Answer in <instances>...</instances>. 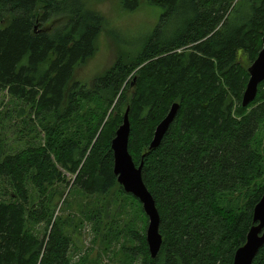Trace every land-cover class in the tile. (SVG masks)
Instances as JSON below:
<instances>
[{"label": "trees", "instance_id": "obj_1", "mask_svg": "<svg viewBox=\"0 0 264 264\" xmlns=\"http://www.w3.org/2000/svg\"><path fill=\"white\" fill-rule=\"evenodd\" d=\"M116 5L152 8L159 21L136 41L124 32L115 61L88 83L79 70L111 26L89 0H0V264H234L264 195V81L242 105L264 0ZM128 107L129 152L144 162L161 219L156 258L142 204L114 174L112 140ZM61 200L69 213L55 216ZM85 222L99 245L73 261ZM253 264H264V246Z\"/></svg>", "mask_w": 264, "mask_h": 264}, {"label": "water", "instance_id": "obj_2", "mask_svg": "<svg viewBox=\"0 0 264 264\" xmlns=\"http://www.w3.org/2000/svg\"><path fill=\"white\" fill-rule=\"evenodd\" d=\"M249 80L243 94L242 105L247 107L255 101L260 84L264 81V37L263 47L255 61L248 68ZM180 105L175 103L169 113L157 126L149 150L157 149L171 125L176 120ZM130 107L123 116V122L112 140L114 156V174L124 191L137 198L148 217L146 240L152 258H156L163 245V236L160 232L161 219L156 202L151 192L144 183L142 171L144 162L136 166L129 152V139L131 132ZM254 225L250 229L245 244L235 253L234 264H253L254 259L264 246V195L255 206L253 214Z\"/></svg>", "mask_w": 264, "mask_h": 264}, {"label": "rangeland", "instance_id": "obj_3", "mask_svg": "<svg viewBox=\"0 0 264 264\" xmlns=\"http://www.w3.org/2000/svg\"><path fill=\"white\" fill-rule=\"evenodd\" d=\"M89 1L94 5L95 9L99 10L107 18L111 26L109 27V31L105 29V31L101 33L99 39V48L96 55L91 60L88 61L85 67L79 70L78 77L82 78L88 83L93 81L95 75L100 74L110 65H112V63L115 61L116 56L118 55L120 49L119 43H121L120 40L123 38L124 32L127 31V33L131 36V38L134 41H136L146 36L148 33L147 30L148 29L151 30L159 21L158 12L155 13L154 12L155 10L152 8L142 9L140 11L137 10L135 12H126L119 10V8L116 5L117 0H89ZM3 96H5L4 93L0 94V100H2ZM6 108L7 107L4 106V110L2 111V113L6 110ZM112 110L113 108L111 109V111ZM5 127L6 126H3V128ZM6 129H4V131H6ZM8 132L9 130L7 131V134ZM9 139L10 140L15 139L13 138V132H10ZM68 191L69 189L66 190L64 194V198L68 194ZM62 201L63 200H61L58 205V208L55 212V216L62 214L64 216L69 213V211L61 210L62 206L63 207L65 206L62 204ZM130 218L131 217L129 216L128 219ZM137 226L138 227L142 226V221L139 219L137 220ZM44 227L45 225H40L39 227L40 233H43ZM104 230H106V228H104ZM94 235L95 234L92 230L91 224L87 222L84 223L81 230H79L74 234L73 241H75L76 245L79 246L81 249L79 252L74 251V253H71L70 257L73 259V261H77L80 256H84L86 253H88L91 250V248H94L95 251H97L99 244L97 245L92 243V239ZM79 238H81L80 239L81 241H79ZM104 246L105 245L99 248V251H101ZM114 246H118V244H115ZM73 248H74V244L72 246L71 252H73ZM90 255L92 256L93 252H91ZM106 258L107 256L101 258L100 264L109 263Z\"/></svg>", "mask_w": 264, "mask_h": 264}]
</instances>
